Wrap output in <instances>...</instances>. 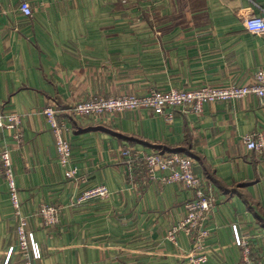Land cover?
Returning <instances> with one entry per match:
<instances>
[{"label": "crops", "instance_id": "0c3cea01", "mask_svg": "<svg viewBox=\"0 0 264 264\" xmlns=\"http://www.w3.org/2000/svg\"><path fill=\"white\" fill-rule=\"evenodd\" d=\"M27 2L31 15L20 12ZM264 13V0H0V115L21 118V141L0 128L11 152L20 216L29 238L18 246V218L0 175V264H190L191 242L167 233L185 217L192 192L148 179L127 180L123 150L177 153L215 195L206 227V264H264V155L243 138L264 134V97L203 104L199 114L175 109L81 117L72 108L92 97L150 91L245 86L264 74V34L244 21ZM63 126L77 180H66L43 109ZM105 186L106 199L76 206L85 190ZM41 205L59 208L46 228Z\"/></svg>", "mask_w": 264, "mask_h": 264}, {"label": "built area", "instance_id": "2783aa9c", "mask_svg": "<svg viewBox=\"0 0 264 264\" xmlns=\"http://www.w3.org/2000/svg\"><path fill=\"white\" fill-rule=\"evenodd\" d=\"M20 12L23 16L31 15V8L27 2L20 4ZM245 30L253 35L264 34V13L260 16H251L244 21ZM248 95L258 98L264 97V74L259 70L254 75V82L250 85L225 87L203 86L195 90L171 89L167 92L150 91L143 96L123 95L118 97H92L77 103L72 111L81 117L101 118L123 111H136L149 109L156 113H162L165 109H175L182 114H199L202 106L208 102H226L241 99ZM43 115L50 126L54 140L55 153L58 164L64 168L66 180H77V170L70 166L71 150L68 140L63 135V126L57 120V112L51 106L43 109ZM0 128L6 130L16 143L21 141V118L15 114L0 115ZM247 151H255L264 155V134L251 133L243 138ZM121 156L127 159V180L133 182L136 176V168L144 170L148 179L153 178L156 172L163 174L164 183H180L192 192V199L185 205L184 219L173 226L167 233V238L176 243V235L183 232L191 242V250L187 255L190 264H206V241L210 236V230L206 227V220L215 207L216 198L211 190L204 186L201 178L193 171L194 160L191 157L177 153L139 154L132 150H123ZM0 175L8 187L9 201L14 215L18 218L17 236L18 246L26 250L29 246V238L25 232L27 221L20 216V200L15 185V174L11 152L8 148L0 150ZM109 192L105 186H97L85 190L77 196L74 205L80 206L93 199H106ZM38 216L42 219L46 228H52L59 223V208L51 205H41ZM241 250L244 264H254L252 250L249 243L241 238L236 242ZM26 264H30L28 261Z\"/></svg>", "mask_w": 264, "mask_h": 264}]
</instances>
